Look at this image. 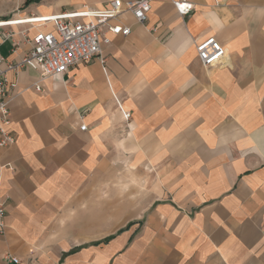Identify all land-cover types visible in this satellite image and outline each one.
I'll return each mask as SVG.
<instances>
[{"label":"crops","instance_id":"crops-1","mask_svg":"<svg viewBox=\"0 0 264 264\" xmlns=\"http://www.w3.org/2000/svg\"><path fill=\"white\" fill-rule=\"evenodd\" d=\"M108 1L29 0L21 13ZM190 1L186 16L169 0H152L144 25L127 16L104 62L42 81L6 72L0 264H264V0ZM208 37L226 56L203 67L195 43Z\"/></svg>","mask_w":264,"mask_h":264},{"label":"built area","instance_id":"built-area-1","mask_svg":"<svg viewBox=\"0 0 264 264\" xmlns=\"http://www.w3.org/2000/svg\"><path fill=\"white\" fill-rule=\"evenodd\" d=\"M28 1L0 0V7L4 2L12 4L9 18L0 20V45L12 42V52L19 48L20 43L28 46L19 60L9 61L0 56V147H8L15 141L8 128L11 122L10 105L13 100L10 91L14 84L8 82L6 72L30 68L38 73L39 80L42 81L49 77L60 76L72 66L93 58L104 62L101 56L102 45L110 44L113 36L130 34V27L126 22L127 16L137 24L144 25L151 10L152 0H109L103 8L82 5L77 10L60 12L51 16V19L40 22L33 20L36 18L35 14L21 13L24 4ZM169 1L180 16L188 15L194 7L190 0ZM181 5L186 6L182 8ZM35 24H41V27H36ZM47 24H50L49 28ZM16 26L25 27L15 32L13 27ZM30 30H34L31 37L28 35ZM15 35L22 41L14 43ZM195 51L203 67L217 65L226 56V49L214 37L196 42ZM2 65L4 69H1ZM35 89H40L39 83L35 84ZM120 112L125 120L130 118L128 111L120 108ZM85 128V125H81L79 129L85 130ZM3 214V203H0V219ZM3 227L1 220L0 229ZM6 259L18 262L12 256H7Z\"/></svg>","mask_w":264,"mask_h":264},{"label":"rangeland","instance_id":"rangeland-1","mask_svg":"<svg viewBox=\"0 0 264 264\" xmlns=\"http://www.w3.org/2000/svg\"><path fill=\"white\" fill-rule=\"evenodd\" d=\"M44 3V2H43ZM25 9V6L23 7V10ZM22 10V11H23ZM123 178H122V174H121V176H118L117 177V181H116V186L118 187L119 185H121V186H123ZM132 182H133V180H132Z\"/></svg>","mask_w":264,"mask_h":264},{"label":"bare ground","instance_id":"bare-ground-1","mask_svg":"<svg viewBox=\"0 0 264 264\" xmlns=\"http://www.w3.org/2000/svg\"><path fill=\"white\" fill-rule=\"evenodd\" d=\"M49 19H51V16L50 15H43V16H41L40 18H38L37 20L38 21H43V20H49ZM41 24H35V26L37 27V26H40ZM41 27V26H40Z\"/></svg>","mask_w":264,"mask_h":264},{"label":"snow or ice","instance_id":"snow-or-ice-1","mask_svg":"<svg viewBox=\"0 0 264 264\" xmlns=\"http://www.w3.org/2000/svg\"><path fill=\"white\" fill-rule=\"evenodd\" d=\"M186 5H181V7L183 8V7H185Z\"/></svg>","mask_w":264,"mask_h":264}]
</instances>
